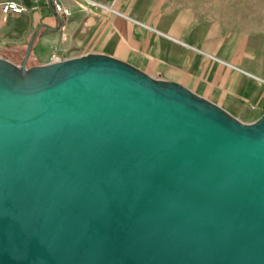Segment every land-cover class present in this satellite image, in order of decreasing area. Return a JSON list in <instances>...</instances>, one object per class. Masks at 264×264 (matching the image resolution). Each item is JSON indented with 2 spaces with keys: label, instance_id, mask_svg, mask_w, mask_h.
Instances as JSON below:
<instances>
[{
  "label": "water",
  "instance_id": "1",
  "mask_svg": "<svg viewBox=\"0 0 264 264\" xmlns=\"http://www.w3.org/2000/svg\"><path fill=\"white\" fill-rule=\"evenodd\" d=\"M0 55V264H264V113L243 122L92 52Z\"/></svg>",
  "mask_w": 264,
  "mask_h": 264
},
{
  "label": "crops",
  "instance_id": "2",
  "mask_svg": "<svg viewBox=\"0 0 264 264\" xmlns=\"http://www.w3.org/2000/svg\"><path fill=\"white\" fill-rule=\"evenodd\" d=\"M15 1L26 10L0 15V55L14 62L22 60L30 37L40 28L28 65L99 52L204 94L218 88L239 98L244 92L252 93V86L260 89L250 78L207 59L201 40L173 22L170 7L157 0H62L72 11L64 27L50 0ZM214 65L225 78L230 75L229 83L209 80Z\"/></svg>",
  "mask_w": 264,
  "mask_h": 264
},
{
  "label": "rangeland",
  "instance_id": "3",
  "mask_svg": "<svg viewBox=\"0 0 264 264\" xmlns=\"http://www.w3.org/2000/svg\"><path fill=\"white\" fill-rule=\"evenodd\" d=\"M157 2L170 7L167 10L171 13L172 21L180 22L189 35H196L201 40V50L207 59L250 78L251 82L260 87L257 90L252 86L250 95L245 92L239 98L234 97L230 91L226 94L218 91V88L210 91L211 94L193 90L221 105L243 122L258 119L264 113V0ZM215 69L214 65L209 80L219 83L227 79L230 82V75L225 78L222 71L219 73ZM204 72L205 76L207 69ZM219 93L225 94L224 97H220Z\"/></svg>",
  "mask_w": 264,
  "mask_h": 264
},
{
  "label": "built area",
  "instance_id": "4",
  "mask_svg": "<svg viewBox=\"0 0 264 264\" xmlns=\"http://www.w3.org/2000/svg\"><path fill=\"white\" fill-rule=\"evenodd\" d=\"M39 1V0H35ZM50 3L56 12V14L59 16V19L61 21L60 26L64 27L65 22L64 19L67 18L71 14L70 7L64 5L62 0H50ZM26 10V6L18 1L15 0H4L0 1V15L6 14V13H22Z\"/></svg>",
  "mask_w": 264,
  "mask_h": 264
},
{
  "label": "bare ground",
  "instance_id": "5",
  "mask_svg": "<svg viewBox=\"0 0 264 264\" xmlns=\"http://www.w3.org/2000/svg\"><path fill=\"white\" fill-rule=\"evenodd\" d=\"M251 81V80H250ZM251 83V82H250ZM252 84H250V86H251ZM241 92V91H240ZM243 92V91H242ZM245 93V92H244ZM257 93H258V91H257Z\"/></svg>",
  "mask_w": 264,
  "mask_h": 264
}]
</instances>
